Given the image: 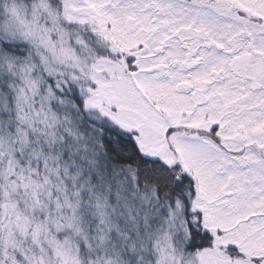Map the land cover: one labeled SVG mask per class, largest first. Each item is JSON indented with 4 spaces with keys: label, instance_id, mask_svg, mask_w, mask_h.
Segmentation results:
<instances>
[{
    "label": "snow or ice",
    "instance_id": "snow-or-ice-1",
    "mask_svg": "<svg viewBox=\"0 0 264 264\" xmlns=\"http://www.w3.org/2000/svg\"><path fill=\"white\" fill-rule=\"evenodd\" d=\"M0 264H264V0H0Z\"/></svg>",
    "mask_w": 264,
    "mask_h": 264
}]
</instances>
